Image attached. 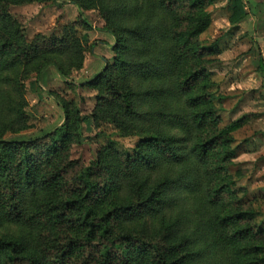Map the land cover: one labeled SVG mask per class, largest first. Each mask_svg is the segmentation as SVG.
<instances>
[{
  "label": "trees",
  "instance_id": "1",
  "mask_svg": "<svg viewBox=\"0 0 264 264\" xmlns=\"http://www.w3.org/2000/svg\"><path fill=\"white\" fill-rule=\"evenodd\" d=\"M51 1L0 0V264H264V195L232 168L250 117L224 122L212 70L224 49L202 38L223 0H72L80 21L29 39L10 6ZM231 5L235 32L247 12ZM86 10L114 38L113 57L80 84L96 91L93 124L138 142L102 146L85 167L71 158L86 122L74 101L55 95L64 121L50 132L6 134L28 127L25 79L52 67L75 84ZM6 86L19 90L10 114Z\"/></svg>",
  "mask_w": 264,
  "mask_h": 264
},
{
  "label": "rangeland",
  "instance_id": "2",
  "mask_svg": "<svg viewBox=\"0 0 264 264\" xmlns=\"http://www.w3.org/2000/svg\"><path fill=\"white\" fill-rule=\"evenodd\" d=\"M233 1L223 0L210 7L213 25L202 38L206 44L219 39L221 48L224 49L217 56L219 61L212 67L220 92L227 97L224 122L228 123L243 115L250 117L249 122L235 134L241 153L234 160L232 168L246 169V176L238 185L247 187L251 196L264 195V66H260L261 60L264 65V0H244L250 13L240 24V29L231 32L228 5ZM77 9L72 0L35 2L12 5L9 8L22 23L29 39L39 33H59L63 25L80 21ZM84 15L91 28L83 32L87 51L83 68L72 72L71 80L75 84L72 87L67 85L52 67L40 77L33 74L25 79L24 95L28 105L24 110L28 116V127L20 132H7L6 138L25 139L59 127L64 121V112L55 99V95H59L76 102L82 116L86 118L81 142L73 145L71 150V158L86 167L97 158L102 146L112 145L114 141L122 150L133 151L138 138L114 136L113 125L109 123H104L102 128H96L93 124L91 115L96 103V91L80 84L104 68V60L113 57V50L107 44L109 42H104L105 39L99 34L106 33V23L99 11L86 10ZM4 92L5 101L12 96L7 101L5 110L6 114H10L11 111H16L14 106L19 90L15 86H6ZM260 208L264 211L263 200L260 201Z\"/></svg>",
  "mask_w": 264,
  "mask_h": 264
},
{
  "label": "crops",
  "instance_id": "3",
  "mask_svg": "<svg viewBox=\"0 0 264 264\" xmlns=\"http://www.w3.org/2000/svg\"><path fill=\"white\" fill-rule=\"evenodd\" d=\"M242 2H243V4H244V7H245V11L247 12V16L249 15V13H250V10H248V7H247V5H246V3H245V1L244 0H242ZM229 7V18H230V15L232 14V8H233V6L232 5H228ZM78 10V9H77ZM91 13V12H90ZM92 13H94V12H92ZM87 15H89L88 14V12L86 13V16ZM246 16V17H247ZM88 17V16H87ZM245 17V18H246ZM101 22H102V20L101 19H99ZM244 21V19L238 24V30L240 29V24L242 23ZM229 23H230V20H229ZM230 25H231V23H230ZM238 30H236V31H238ZM104 31V30H103ZM99 34L101 35V37H103L102 39H105L104 40V42H109V43H107L108 45H109V47H112V45L114 44V39H113V37H112V35L111 34H109V33H105V32H99ZM112 50V49H111Z\"/></svg>",
  "mask_w": 264,
  "mask_h": 264
}]
</instances>
